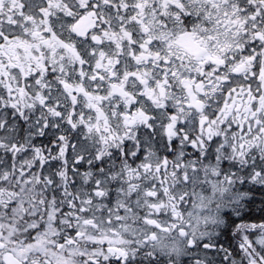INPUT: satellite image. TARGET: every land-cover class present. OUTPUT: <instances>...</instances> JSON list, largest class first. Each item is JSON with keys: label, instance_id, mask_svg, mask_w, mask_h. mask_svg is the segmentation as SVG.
<instances>
[{"label": "snow or ice", "instance_id": "6c2138e0", "mask_svg": "<svg viewBox=\"0 0 264 264\" xmlns=\"http://www.w3.org/2000/svg\"><path fill=\"white\" fill-rule=\"evenodd\" d=\"M0 264H264V0H0Z\"/></svg>", "mask_w": 264, "mask_h": 264}]
</instances>
